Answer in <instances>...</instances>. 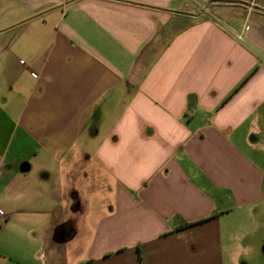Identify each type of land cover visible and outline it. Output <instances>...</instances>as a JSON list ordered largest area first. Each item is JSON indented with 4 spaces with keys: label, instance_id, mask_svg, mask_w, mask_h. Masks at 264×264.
Masks as SVG:
<instances>
[{
    "label": "crops",
    "instance_id": "1",
    "mask_svg": "<svg viewBox=\"0 0 264 264\" xmlns=\"http://www.w3.org/2000/svg\"><path fill=\"white\" fill-rule=\"evenodd\" d=\"M211 2L0 0L4 227L52 254L0 259L234 264L264 225V0Z\"/></svg>",
    "mask_w": 264,
    "mask_h": 264
},
{
    "label": "rangeland",
    "instance_id": "2",
    "mask_svg": "<svg viewBox=\"0 0 264 264\" xmlns=\"http://www.w3.org/2000/svg\"><path fill=\"white\" fill-rule=\"evenodd\" d=\"M182 1H184L188 10L194 9L196 12L202 13V15L204 13L203 12L204 9L206 8L209 11H211L213 8L217 10L220 8L219 6H221L219 5L218 2L214 3V2H211V0H182ZM221 8H224V7H221ZM216 15H217V18L222 19V16H220L219 14H216ZM231 18L232 16H228L226 18H223V21H226V19H231ZM187 20L189 21L191 19L188 18ZM31 172L33 173L36 172V168L32 169ZM48 173H50L49 170H48ZM40 175H42V172L38 173L37 171L36 176L39 177ZM9 195L10 197L11 196L12 197L8 198V196H6V194H4L3 192L0 194V231L2 230L0 235L2 234V240H4L5 238L8 241H10L11 244H13V246L11 247L13 248L14 251H17V247L20 246L19 251H23L26 248H33L34 249L33 252H39V254L43 252L44 255L46 254L48 258V262H49L52 256L51 252L49 253V249H50V247H48L49 243L47 245H44V247L39 248L38 247L39 243L31 238L32 236L35 238H38L41 233L45 234L43 229H36L34 231H29V229L27 228L28 225L23 223L24 226L22 229L21 227H19L16 238H12V236H6V234L8 233V229H5L4 227V224H5L4 216L5 215L9 216L10 211L13 210L12 207L17 206L13 204L15 200L23 199V198L15 199V196H17V193L15 192H10ZM38 198L39 197L37 195L36 197H26L25 199L27 201H31V200L38 199ZM46 199L47 198H45L43 202V210L38 213L35 212L36 215L34 216H30V219H29L30 221L32 217H35L37 215L44 217L47 214L49 204L47 203ZM261 219L264 220V213L261 215ZM34 222H37V220H35ZM245 227H246V231L243 230L241 227L238 228V233L242 234L246 232V237H238V236L233 237L232 243H231L232 246L229 247L230 250L232 249V253H234L233 254L234 264H243L244 260L247 261L249 264H264V241L260 239L256 240L254 238L250 241L252 235H256L259 232H264V225L260 227L259 232L257 230L251 231L250 225L248 224ZM60 250H61L60 251L61 253L58 254V256L61 255L60 258L65 257L66 248L62 246ZM0 251H1V248H0ZM17 252H14V253L19 254ZM6 262H8L6 261V259L4 258L0 259V263H6ZM10 262L12 261H9L7 264H9Z\"/></svg>",
    "mask_w": 264,
    "mask_h": 264
},
{
    "label": "trees",
    "instance_id": "3",
    "mask_svg": "<svg viewBox=\"0 0 264 264\" xmlns=\"http://www.w3.org/2000/svg\"><path fill=\"white\" fill-rule=\"evenodd\" d=\"M255 72V70L251 73V75ZM140 257L142 258L141 254H140Z\"/></svg>",
    "mask_w": 264,
    "mask_h": 264
}]
</instances>
